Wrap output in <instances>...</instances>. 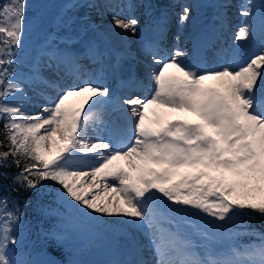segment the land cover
<instances>
[{
    "label": "snow or ice",
    "instance_id": "6c2138e0",
    "mask_svg": "<svg viewBox=\"0 0 264 264\" xmlns=\"http://www.w3.org/2000/svg\"><path fill=\"white\" fill-rule=\"evenodd\" d=\"M27 10V0H9L0 8V149L7 148L0 151V168L18 169L12 183L24 191L40 189L51 196L57 207L45 208L47 216L63 219V208L84 222L106 215L123 217L112 223L128 229L147 225L157 264H264V233L248 229L245 223L257 214L264 218V11L258 50L245 58L235 49L214 50L211 55L196 46L167 50L162 46L166 24L161 22L155 38L142 46L143 55L158 66L148 73V83L135 75L122 81L127 92L150 86V97L120 98L109 87L92 82L61 88L58 81L37 72L32 83L56 95L32 114L9 103L14 94L23 93L8 77L16 71ZM240 14L252 19L244 21L235 39H255L251 7L242 4ZM188 20L189 8L183 6L179 23ZM112 21L115 28L137 34L135 17L113 16ZM34 23L42 27L38 14ZM70 97L85 99L72 107L66 103ZM112 112L120 113L122 123L108 118ZM173 113H187L191 118L172 119ZM7 203L0 197V264H59L17 253L23 213L18 207L9 210ZM181 213H203L220 229L239 223L245 231L232 236L255 235L259 243L232 245L222 258L211 251L201 258L191 240L172 230L173 223L178 226L173 214ZM48 235L57 247H63L65 236L55 230ZM126 238L134 243L131 234ZM204 238L214 239L209 234Z\"/></svg>",
    "mask_w": 264,
    "mask_h": 264
},
{
    "label": "rangeland",
    "instance_id": "374dc122",
    "mask_svg": "<svg viewBox=\"0 0 264 264\" xmlns=\"http://www.w3.org/2000/svg\"><path fill=\"white\" fill-rule=\"evenodd\" d=\"M125 1H129V0H125ZM125 1L122 3V0H118V1L116 0L114 2V5L111 7V11L120 10V8L125 5ZM155 1L158 0H154V2ZM212 1L213 0H199L198 2L197 0H171L172 4H174L179 10L176 9L173 12V14L171 16L169 15V17L167 18V20L169 19V22L176 21L175 31L172 30L174 27H168L167 22H165L166 31L164 37L166 38L167 43L172 41L171 43H175L177 45L182 44L183 38L185 37V34H187V30H189L186 25H180L178 23L179 16L182 13L183 6H188L189 8V20H188L190 23L189 27H192L193 24L196 25L197 17L200 15V7H203V9H201L202 11L206 12L210 10L211 12L213 11L215 12V16L217 15V17L214 19V22L215 25L218 26L217 28L226 24V26L222 28L221 33H217L219 37L218 40L221 38L223 44L214 46L211 49L209 55H211V52L214 50L219 51L221 49H225V50L235 49L240 58H245L249 56V54L257 51L258 44L260 43V18L262 11H264V0H233L232 1L233 4L226 7L223 6H225L224 2H226L227 0H214L213 2ZM5 3L6 4L9 3V0H6ZM209 3L211 4L209 5ZM236 3L237 4L239 3L240 6H238ZM245 3H247L250 7H253L252 13L254 14L255 17L253 23L256 26V38L252 39V41H250L249 38L242 41L236 40L235 34L238 31L235 28L236 23L233 21L232 23L235 24H230L231 18H234L235 16H241L244 18V16L241 15L240 12H241V5ZM27 4H28V10L26 14V28L22 41V47L19 50V52H17L16 54V61H17L16 71L14 75L8 77V79H11L13 82L18 83L20 85V87L23 89V93L14 94L13 97L9 98V103L12 105H20L26 112L35 114L42 110L41 104L48 103V100L46 99V97H44V95L48 94V96L52 97L56 95V92L50 89L42 91L39 87H37L32 83L31 77H34V75L37 72H39L44 77L50 80L58 81L61 88L66 87L59 82L57 73L59 75H63L64 68H66V66H67L66 68L67 71H70L71 67H74L75 70L76 68L81 66L82 60L80 59L81 57L78 56L79 51H76L77 49L73 48L72 46L74 44L77 45L78 46L77 48L79 50H83L86 47L85 45L90 39L91 30L89 29V26L83 25V21L89 17L88 14L92 15L91 13H89V9L92 8L94 10H97L99 8L96 9V6L92 3V0H27ZM197 5H199V7L196 8ZM139 7L142 9L143 12L147 6L145 4V6L139 5ZM211 8H213V10H211ZM236 10L240 12L238 13L236 12ZM37 14L42 19L43 22L42 27L40 28H37L34 23ZM130 17H135L137 20L138 18H140L136 14H131ZM99 18L106 19V16L102 15L99 16L98 18L95 17V20ZM247 18L249 20L252 19V17H247ZM127 19L128 18H126V20ZM237 23L240 24L241 20H239ZM137 27H139L142 31H145L146 28L149 27L146 17L143 20L139 21ZM153 29L157 30V28L155 27ZM121 31H122L121 29H118V33ZM146 39L150 40V34L147 35ZM62 43H66L67 46H62ZM162 46L167 50H172L169 48L168 45H166V42L162 41ZM98 51L99 49H97L96 47H93V50L91 51L94 54H96V58H93V64L96 63L99 64L101 62L103 63L105 62L106 66L109 67V65L107 64L112 61L111 58L101 55L102 58L98 59L97 58ZM41 55L43 56L45 55L46 58L45 63H43V65L41 66V70H34L32 65L29 63L33 59H37L41 57ZM61 57L66 58L67 63H62L60 61ZM140 58L142 57H140L139 55V57H137L135 61H138ZM121 62H125V61H121ZM143 63L145 65H143L142 67L137 66L136 68L135 65L136 68L135 70L137 71V73L139 68H142L144 71L143 73L147 75L148 72L150 71L149 70L150 68L157 67V65L151 63V60L148 57L143 61ZM207 66L210 67L211 65H207ZM9 70L11 71V69ZM97 77L95 79L99 80L97 79ZM79 81L80 83L82 82L81 80ZM102 85L109 87L113 92L116 91L114 87L115 84L113 83L110 84L104 83ZM33 95H36V98H38L39 100L36 105L38 107L34 105V102L31 99H28V96H33ZM132 95H138V94L133 93L129 96ZM116 96L119 97L120 95H116ZM129 96L124 95L121 96L120 98L129 97ZM66 103L70 106L71 103H73L72 98L70 97ZM152 113L151 114L148 113V115L150 118L154 119ZM171 118L172 119L191 118V116L190 114L187 113H177V115ZM0 197L5 198L1 194ZM175 207H180V206H175ZM7 208L9 210H12V206L10 202L7 203ZM192 211L195 212L197 210H192ZM66 214L68 215V213ZM173 215H174V219L178 217L181 222L180 228L179 226H177V223H173L172 225L173 231H177L178 229L184 228V226L187 225L194 228L195 231L199 232L204 237L205 234H209L213 236L214 239L211 242L205 240L203 244H201L200 241H197L198 244H201L200 248H205L207 254L209 251H211L213 255L217 258H222L227 254L230 246L227 247V250H224L223 248L225 247H223L221 243H218L219 241L218 236L213 231L195 222L193 219V215L188 216L182 213L173 214ZM123 219H124L123 217H108L106 215H101L98 221L84 222L81 219L77 218V221L79 222H77V224L75 225L74 230L76 233H80L78 234L80 235L79 237L76 235H72L71 237H69L61 233V235L66 237V239L63 242V246L66 247V256L59 261V264H82V263L103 264L104 261H101V259H97V261H92V260L85 261L83 259V255L85 254L86 250L93 244L98 242H102V243L105 242L109 244L115 240L114 237H118L120 235L122 238H124V239L121 238L124 241L123 242L124 244L128 241V239L126 238L128 234L134 235L137 243L141 244L142 242H144L145 238H140L139 236L140 231L148 229L149 227L145 225L140 229H128L127 227L121 226L120 224L112 223V221L123 220ZM210 219L213 220L212 217H210ZM165 227H167V224L165 225ZM180 233L185 235L186 230L184 229ZM24 234H25L24 227H22V225L20 224L19 235L21 241ZM151 234H152V230H151ZM152 239L153 237H151V241ZM139 241H141V243ZM130 243L132 242L130 241L127 242V245L130 246ZM10 247H14V246H10ZM151 250L152 252L157 253V250L154 249ZM16 251L18 254H20L21 252L24 253L26 259L29 260H32V258L34 259L33 254L30 253V250L28 248L22 249L18 247ZM221 252H223L225 255L221 254ZM119 256L120 253L114 252L106 259L107 260L112 259L113 261H117ZM154 264H157V262H155Z\"/></svg>",
    "mask_w": 264,
    "mask_h": 264
},
{
    "label": "bare ground",
    "instance_id": "6f19581e",
    "mask_svg": "<svg viewBox=\"0 0 264 264\" xmlns=\"http://www.w3.org/2000/svg\"><path fill=\"white\" fill-rule=\"evenodd\" d=\"M115 1L116 0H92V3L96 6V9L97 8L99 9L97 10H94L92 8L89 9V13H91L92 15L88 14L89 17L83 21V25L89 26V29L91 30L90 39H89L90 42L88 40L87 44L85 45L86 47L83 50H79L77 48L78 46L75 44L72 46L73 48L77 49L76 51H79L78 56L81 57L80 59L82 60V63H81V66L76 68L75 70H74V67H71L70 71H67L66 69L67 66H66V68H64L63 75H59L57 73L58 80L60 83H62L63 86L79 84L80 83L79 80L82 81L81 83L92 82V83L100 84L99 81L95 79L97 76H98L97 79H99L102 76H106L113 81L118 80V78L115 76L113 72V69H110L109 67H107L105 62H104L105 64L103 62L99 64L98 63L93 64V58H96V54L91 52L93 50V47H96L97 49H99L98 54H97L98 59L102 58V56H106L108 58H111L113 62L116 61L118 63L117 66H118L119 74L121 77L120 82L123 81L122 79H127L129 76L135 75L139 77L140 79L144 80L146 84L148 83V74L145 75L143 73L144 71L142 68H139L138 73L135 70L137 66L142 67L143 65H145L143 61L147 59V57L144 56L142 53V46L146 41H150L155 38L157 30L153 28L154 27L158 28V25L161 22H167V26L174 27L172 30L175 31L176 21L169 22V19L167 20V18L169 17V15L171 16L173 14V12L177 9V7L174 4H172L171 0H158L155 2L154 0H134V1L122 0V3L125 1V5L122 7L120 6L121 7L120 10L111 11V7L114 5ZM198 1L199 0H197V2ZM232 1L233 0H227L226 2H224L225 6L223 7L230 6L231 4H233ZM145 3H148L149 5L148 7L144 9V11H147V9L150 7L153 8V12L150 15H146V13H143L144 11L142 12V9L139 7V5L145 6ZM210 4L211 3H209V5ZM237 5L240 6L239 3ZM197 7H199V5H197L196 8ZM201 9H203V7H200V15L197 17L198 23L196 22V25L193 24L192 27H189V24H190L189 21L185 22L184 24H180L178 21L180 25H186L187 28L189 29L187 30V34H185V37L183 38L182 44L177 45L175 43H171L172 41L167 43L166 38L163 37L162 41L166 42V45H168L170 49H173L174 47H180L185 50H188V45L186 44L187 42L186 38L189 36L188 32L189 33L191 32L190 33L191 34L190 38H191L195 34L199 33L201 30H204V31L209 30L210 33L212 34V40H215L217 33H221L222 28H224L226 24L217 28L218 26H216L214 22V19L217 17V15L215 16V12L214 11L211 12L210 10L205 12V11H202ZM251 9L253 10V7H251ZM204 10H205V7H204ZM211 10H213V8H211ZM236 12L239 13L240 11L236 10ZM131 14H136L138 17H140L138 18L139 21L143 20L146 17L149 27L146 28L145 31H142L139 27H137L138 30H137L136 35H132L131 31L124 32L123 30L119 32L120 33L119 34L118 28H115L113 26L112 17L118 16L119 18L126 20V18H129ZM102 15L106 16V19L99 18L95 20V17L98 18L99 16H102ZM151 17H153V19L150 22L149 20ZM235 17L231 18L230 24L236 23L235 25L236 30H238L239 27L244 26L245 20H249L247 17H244V18L241 16H235ZM201 18H203V22L199 20ZM239 20H241L240 24L237 23ZM233 21L235 23H232ZM206 22H209L207 27L205 26ZM149 34H150V40H147L146 37ZM249 39L250 41H252L251 36L249 37ZM222 44H223V41L220 39L219 42L217 41L216 46L222 45ZM62 46H67V44L62 43ZM129 53L134 54L136 57H139L140 55V57L142 58H140L138 61H135V59L131 58ZM45 60H46L45 55L44 56L41 55V57L37 59H33L29 64L32 65L34 70H41V66L43 65V63H45ZM60 61L62 63H67V59L63 57L60 58ZM121 61H125V62H121ZM135 65H136V68H135ZM157 67H153V68H157ZM153 68H150L149 70ZM77 75L80 77L79 80L76 79ZM32 79L33 77H31V81ZM106 84H109V83H106ZM113 93L115 95H120L119 97L124 96V95L129 96L133 93H137L141 97H149L151 93V87L149 86L142 91L127 92L123 89V85L120 84L116 88V91ZM33 96H28V99H31L34 102V105L36 106L39 100L38 98H36V95H33ZM44 97H46L47 99L50 96H48V94H45ZM71 98L73 100V103H71L70 106L72 107L80 106L85 99V97H71ZM44 105H47V104H41V107H43ZM85 107L87 110V106ZM158 111H167V110H158ZM148 113L151 114L152 109H149ZM175 115H177V113H173L171 117ZM108 118L112 120H116L117 123H122V121L120 120V113L118 112H112ZM175 221L178 222V226L180 228L181 222L179 218L176 217ZM184 229L186 230V234L184 236H186L189 240L192 241L193 250L196 253H198L201 256V258L206 256L207 252L205 248H200L201 244H203L205 241L204 236L201 235L199 232L195 231L194 228L187 226V225L184 226V228L178 229L177 231L182 232ZM167 230H169L168 225L167 227H165V231ZM139 236L140 238H145V241L142 243L141 241H139L141 243L139 244L137 243L134 237V243H130V246L126 245L127 242H129V240L128 241L126 240L127 242L125 244L123 243L124 241L122 239L124 238H122L121 235L118 237H114L116 241L114 240L112 243H109V244L105 242L95 243L86 250L85 254L83 255V259L85 261H89V260L97 261V259H101V261H104L103 264H111L113 260L112 259L107 260L106 258L110 256L111 254H113L114 252H116V253H120L118 260L120 259L124 260L123 259L124 257H125V260H135L139 258L140 260L146 261L147 264H154L155 262H157L159 257L157 253H154L151 250V249L156 250L155 245L151 241V237H152L151 229L148 228L145 230H141ZM197 241H200L201 244H198ZM125 247H128V248L125 250ZM124 254H126V256H124ZM82 264H85V263H82Z\"/></svg>",
    "mask_w": 264,
    "mask_h": 264
},
{
    "label": "trees",
    "instance_id": "16d2710c",
    "mask_svg": "<svg viewBox=\"0 0 264 264\" xmlns=\"http://www.w3.org/2000/svg\"><path fill=\"white\" fill-rule=\"evenodd\" d=\"M5 2L6 0H0V8L6 4ZM0 39H3V37L0 36ZM0 139H3V121H0ZM6 150L7 148L0 149V151ZM17 171L18 169L15 166L0 168V194L7 198L12 206V210L18 207L23 213L20 224L24 227L25 234L22 237L19 248H28L31 254L35 251L45 250L46 259L55 261L62 260L66 254L65 248L57 247L48 234L55 230L60 234L63 233L68 235L74 228L75 217L67 215L64 209L60 210L63 214V219L58 216L45 215V208L57 207V205L52 203L51 196L46 195L40 189L31 192L24 191L22 188L18 189V186L14 185L11 179ZM44 184L52 186V182L50 181H45ZM55 187H59V185H55ZM200 218L203 220L202 217ZM209 221L211 220H203L202 223L207 226L209 225L210 228L214 227L211 226L212 223ZM245 223L248 225V229H255L259 233H264V218H259L258 214L256 218L246 220ZM214 229L215 232H219V234L227 233L223 236V241L228 245L248 246L259 243L255 235L241 234L233 237L231 234L232 232L243 233L245 231L239 223H233L231 227L227 229L218 230L215 227ZM72 235L80 236L75 232Z\"/></svg>",
    "mask_w": 264,
    "mask_h": 264
},
{
    "label": "water",
    "instance_id": "95a60500",
    "mask_svg": "<svg viewBox=\"0 0 264 264\" xmlns=\"http://www.w3.org/2000/svg\"><path fill=\"white\" fill-rule=\"evenodd\" d=\"M37 256L39 257V261H41V254H38Z\"/></svg>",
    "mask_w": 264,
    "mask_h": 264
}]
</instances>
